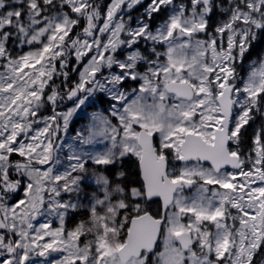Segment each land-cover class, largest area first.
I'll return each mask as SVG.
<instances>
[{
    "label": "snow or ice",
    "instance_id": "obj_1",
    "mask_svg": "<svg viewBox=\"0 0 264 264\" xmlns=\"http://www.w3.org/2000/svg\"><path fill=\"white\" fill-rule=\"evenodd\" d=\"M259 41L264 0H0V264H264Z\"/></svg>",
    "mask_w": 264,
    "mask_h": 264
},
{
    "label": "rangeland",
    "instance_id": "obj_2",
    "mask_svg": "<svg viewBox=\"0 0 264 264\" xmlns=\"http://www.w3.org/2000/svg\"><path fill=\"white\" fill-rule=\"evenodd\" d=\"M142 11V8L137 7L135 10H133L132 12V16L135 17L137 15H139V13ZM264 56V53L263 55ZM256 60V58H253L250 62L244 63V67H243V71H245V73L247 72V67L248 65L252 62ZM244 75V74H242ZM104 105H101L100 103H95L91 109H87L86 106L83 108V110L79 113V115L81 114V116L78 118V120L75 122V124L73 123L72 125V129L75 130H79L81 127L85 126L86 124L89 123L90 121V117L98 111H101L103 109ZM75 120V119H74ZM99 147V146H97Z\"/></svg>",
    "mask_w": 264,
    "mask_h": 264
},
{
    "label": "trees",
    "instance_id": "obj_3",
    "mask_svg": "<svg viewBox=\"0 0 264 264\" xmlns=\"http://www.w3.org/2000/svg\"><path fill=\"white\" fill-rule=\"evenodd\" d=\"M264 53V41L257 42L252 50V53L248 58L245 60L244 63L250 62L253 58L261 57ZM242 74H246L245 71L241 70ZM250 131V130H249Z\"/></svg>",
    "mask_w": 264,
    "mask_h": 264
},
{
    "label": "flooded vegetation",
    "instance_id": "obj_4",
    "mask_svg": "<svg viewBox=\"0 0 264 264\" xmlns=\"http://www.w3.org/2000/svg\"><path fill=\"white\" fill-rule=\"evenodd\" d=\"M86 108H87V109H91L92 106H90V105H86ZM80 116H81V114L78 115V116L75 118V120H74V124H75V122L78 120V118H79Z\"/></svg>",
    "mask_w": 264,
    "mask_h": 264
}]
</instances>
